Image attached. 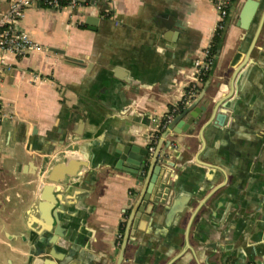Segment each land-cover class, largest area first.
Listing matches in <instances>:
<instances>
[{"label":"crops","instance_id":"0c3cea01","mask_svg":"<svg viewBox=\"0 0 264 264\" xmlns=\"http://www.w3.org/2000/svg\"><path fill=\"white\" fill-rule=\"evenodd\" d=\"M218 1L91 0L75 14L27 10L19 27L48 51L0 50L7 115L0 264H45L58 227L57 251L65 255L57 264H264V0H233L214 65L191 102L198 111L230 104L225 125L208 126L212 119L199 115L189 127L187 115L175 127L180 135L161 131L180 106V83L213 43ZM249 1L258 8L246 24ZM89 18L99 22L90 26ZM127 146L147 147L149 161L161 146L168 182L176 186L184 174L179 196L192 203L179 222H167L170 207L141 220L145 233L130 235L123 253L122 212L144 184L117 167L116 149ZM58 166L64 200L49 220L38 209L41 185Z\"/></svg>","mask_w":264,"mask_h":264},{"label":"water","instance_id":"95a60500","mask_svg":"<svg viewBox=\"0 0 264 264\" xmlns=\"http://www.w3.org/2000/svg\"><path fill=\"white\" fill-rule=\"evenodd\" d=\"M257 8V2L249 1L247 3L243 11L244 16L246 15L247 17L246 24H248V22L253 19V17H255L257 13ZM97 21L99 22V19L89 18L87 20V23L90 26H93L96 25ZM244 28H246L245 25ZM54 51L58 52V50ZM73 61L78 62L77 60ZM81 62L82 61H79L80 64H82ZM229 100L230 98L227 101ZM224 103L225 102L219 104L217 102L214 103V106L212 107H210L209 105L204 106L200 111L195 109V103H192L190 106L188 105L186 109L182 112V114L178 115L170 123L167 129L163 131L165 132L163 138L168 136L170 131H173L175 134L180 135L181 132L179 133V131H177L175 127L187 115H190V119L187 121L189 127L200 123L199 120L197 121L199 115H202L201 118L206 120V122L212 119L208 126L215 123V125L223 127L225 125L227 115L232 116L233 114L231 113L232 108L230 107V104L225 105ZM225 111H229V113H226ZM161 152L162 150L160 146L155 155L152 157L151 161H149L150 152L147 147L142 148L138 146H127L125 148L117 147L116 149V154L119 155L117 167L119 169H122L129 175H136L138 177L137 185H139V183L141 182L144 183L140 195L137 194L133 200L132 212L127 219L126 232L128 239H125L123 242V253L128 245V241L131 240V238L132 240H135L137 231L140 230L145 233V230L138 228L139 222L141 220L145 222H150V219L154 218L158 212H166V208L170 207L166 217L167 222L169 223V221L171 220L172 222H179V220H182L185 216V212L187 210L188 205L190 206L192 203V198L189 197V195L179 196L178 190H181V184L184 180V174H182L181 178L178 179V181L176 182V186L168 182V180L170 179V171L167 169V165L165 163V158L167 157V155L165 153L161 154ZM168 158L171 159L170 157ZM147 164H149L148 168L146 167ZM190 164L192 165L191 161L188 163V165ZM59 169V166L56 167L48 177H44V182H42L41 185L43 187L41 190L42 192L40 194V202L38 204V209L41 215L45 219L49 218V220L51 218L53 219L52 214L55 213L54 208L58 204V202L64 200V197L61 196L63 192L61 191V187H59L60 184L64 182V180L56 178ZM143 170H147L146 177H144V174L142 173ZM56 189L57 192H55ZM61 230L63 231L61 227L55 229L54 235L48 239L49 244L47 245V247L45 246L44 251L46 252V248H51V253H46L53 260L48 259L45 261V264H57L59 261H61V258H59L58 255H65L64 253H59L57 251L58 240L60 237H64V233L62 234ZM123 253L121 255V259H123ZM253 263L254 261L249 260L246 264Z\"/></svg>","mask_w":264,"mask_h":264},{"label":"built area","instance_id":"2783aa9c","mask_svg":"<svg viewBox=\"0 0 264 264\" xmlns=\"http://www.w3.org/2000/svg\"><path fill=\"white\" fill-rule=\"evenodd\" d=\"M7 8L0 10V50L10 52L18 56H25L33 52H43L47 49L40 43L35 42L30 35L19 27L25 18L28 9L37 6L44 9L68 10L75 14L79 9L90 6L91 0H6ZM233 0H220L217 2V9L221 20L215 31V36L226 28V19L229 16L230 5ZM212 45L204 52L203 57L198 59L194 65L193 74L185 81H182L183 88L180 106L175 107L166 116L162 123V129H167L181 109H184L197 96L198 91L205 83L215 61L211 52ZM48 51V50H47ZM3 66L0 61V68ZM7 118L4 113L0 95V125ZM156 137H153L151 152L155 151Z\"/></svg>","mask_w":264,"mask_h":264},{"label":"flooded vegetation","instance_id":"af4514ba","mask_svg":"<svg viewBox=\"0 0 264 264\" xmlns=\"http://www.w3.org/2000/svg\"><path fill=\"white\" fill-rule=\"evenodd\" d=\"M132 195L134 196V193H132ZM134 198H135V196L133 197L132 201L134 200ZM131 212H132V205L131 204L128 208H126L124 210V213L122 212V216L124 215V219L121 221V223L119 225V230H118L117 237H116L117 243L119 245H122L124 242L123 226H126L127 219L130 216ZM125 231H126V229H125Z\"/></svg>","mask_w":264,"mask_h":264},{"label":"trees","instance_id":"16d2710c","mask_svg":"<svg viewBox=\"0 0 264 264\" xmlns=\"http://www.w3.org/2000/svg\"><path fill=\"white\" fill-rule=\"evenodd\" d=\"M222 38H223V32H219L214 40H213V43H212V48H211V52L212 54L216 57V55L218 54V51H219V46H220V43L222 41ZM209 76V75H208ZM208 76H207V79H208ZM206 79V80H207ZM162 132L164 131L163 129L161 130ZM125 229H126V226H123V233L125 232Z\"/></svg>","mask_w":264,"mask_h":264}]
</instances>
